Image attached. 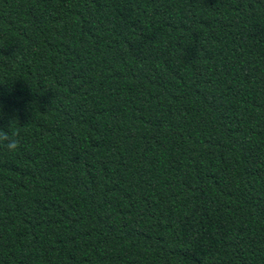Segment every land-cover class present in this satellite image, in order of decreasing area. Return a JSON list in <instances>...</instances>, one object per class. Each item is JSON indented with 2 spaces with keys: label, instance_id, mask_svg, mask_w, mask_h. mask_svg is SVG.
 Returning <instances> with one entry per match:
<instances>
[{
  "label": "trees",
  "instance_id": "1",
  "mask_svg": "<svg viewBox=\"0 0 264 264\" xmlns=\"http://www.w3.org/2000/svg\"><path fill=\"white\" fill-rule=\"evenodd\" d=\"M0 108V264H264V0H0Z\"/></svg>",
  "mask_w": 264,
  "mask_h": 264
},
{
  "label": "clouds",
  "instance_id": "2",
  "mask_svg": "<svg viewBox=\"0 0 264 264\" xmlns=\"http://www.w3.org/2000/svg\"><path fill=\"white\" fill-rule=\"evenodd\" d=\"M0 114H2V108H0ZM20 143L19 130L9 131L0 126V146L14 153L19 149Z\"/></svg>",
  "mask_w": 264,
  "mask_h": 264
}]
</instances>
